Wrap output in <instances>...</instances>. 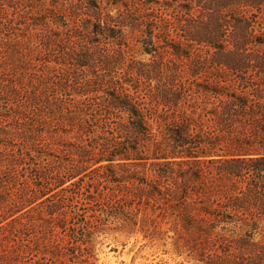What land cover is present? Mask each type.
<instances>
[{"label": "trees", "instance_id": "1", "mask_svg": "<svg viewBox=\"0 0 264 264\" xmlns=\"http://www.w3.org/2000/svg\"><path fill=\"white\" fill-rule=\"evenodd\" d=\"M2 229L0 264H264V0H0Z\"/></svg>", "mask_w": 264, "mask_h": 264}, {"label": "rangeland", "instance_id": "2", "mask_svg": "<svg viewBox=\"0 0 264 264\" xmlns=\"http://www.w3.org/2000/svg\"><path fill=\"white\" fill-rule=\"evenodd\" d=\"M24 13L25 12L20 11L16 15L18 16L17 21L19 22L21 20V22H23L20 24V27L23 28L25 24H30V28H32V21L35 19L30 18L29 15L25 17L19 16ZM38 21H40V19L36 20L35 23ZM50 26L43 27L39 24V28L49 29ZM33 212L34 211L29 212L27 216L29 217ZM7 231V229H2L0 231V238L6 237L8 234ZM115 237H117V239H115ZM32 239L36 241L35 236H32ZM170 241L171 239L167 240V245H165L163 241L150 243L149 238H145L144 233L140 230L131 234H128L127 231L119 232L112 236H108L104 240V243L98 246L93 264H195L193 260L188 261L185 255H177L174 253ZM2 242L8 245L13 244L12 241L8 242L7 239ZM31 244L33 245V242ZM40 246L42 247V245ZM35 251L34 249V253ZM41 257L42 255L38 254L30 260L29 264H38V261H41Z\"/></svg>", "mask_w": 264, "mask_h": 264}]
</instances>
